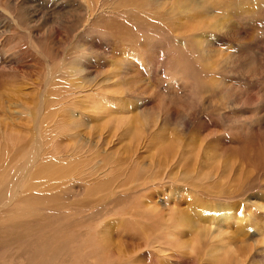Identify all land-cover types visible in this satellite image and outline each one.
Listing matches in <instances>:
<instances>
[{"label":"rangeland","instance_id":"1","mask_svg":"<svg viewBox=\"0 0 264 264\" xmlns=\"http://www.w3.org/2000/svg\"><path fill=\"white\" fill-rule=\"evenodd\" d=\"M0 264H264V0H0Z\"/></svg>","mask_w":264,"mask_h":264}]
</instances>
